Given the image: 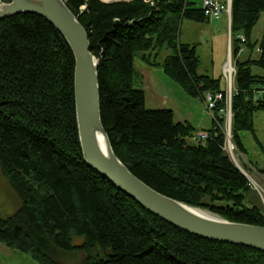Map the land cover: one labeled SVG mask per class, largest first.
<instances>
[{
	"label": "trees",
	"instance_id": "1",
	"mask_svg": "<svg viewBox=\"0 0 264 264\" xmlns=\"http://www.w3.org/2000/svg\"><path fill=\"white\" fill-rule=\"evenodd\" d=\"M65 2L100 60L101 118L116 156L169 198L264 227V212L248 199L251 182L226 151L224 102L199 142L191 123L175 122L170 109L146 108L144 91L135 88L143 77L138 57L203 102L224 95L220 79L199 73L197 46L179 41L184 20L210 21L203 9L191 0ZM262 12L264 0H232L231 140L240 154L241 133L255 134L254 116L264 111V30L259 42L251 40ZM74 73L69 44L46 19L21 13L0 20V167L20 198L12 215L0 214V243L40 264H61L50 245L70 253L99 248L83 264H264L261 251L205 240L150 214L86 163Z\"/></svg>",
	"mask_w": 264,
	"mask_h": 264
},
{
	"label": "water",
	"instance_id": "2",
	"mask_svg": "<svg viewBox=\"0 0 264 264\" xmlns=\"http://www.w3.org/2000/svg\"><path fill=\"white\" fill-rule=\"evenodd\" d=\"M0 2V20L21 13L38 15L56 27L69 44L75 57L74 89L79 140L84 159L92 169L144 210L180 230L205 240L245 246L264 253V227L231 222L169 198L136 177L116 156L102 124L98 76L100 60L93 55L86 29L65 0ZM231 126L232 118L227 134L230 143ZM97 129L102 130L105 136L107 153L98 145ZM228 155L248 177L246 171L236 162L232 150Z\"/></svg>",
	"mask_w": 264,
	"mask_h": 264
},
{
	"label": "rangeland",
	"instance_id": "3",
	"mask_svg": "<svg viewBox=\"0 0 264 264\" xmlns=\"http://www.w3.org/2000/svg\"><path fill=\"white\" fill-rule=\"evenodd\" d=\"M191 1L195 3L197 7L202 8L204 0ZM263 30L264 12H262L259 21L253 29L251 38L253 43L259 42L262 39ZM179 41L182 44L197 46V54L200 57L199 73L211 76L215 79H220L221 87L226 91L227 82L223 74V68L225 63L229 61L231 43L227 17L224 15L221 20H210L204 23L184 20L180 27ZM253 53L257 55L258 50ZM248 54L249 50L244 49L241 54V59H245ZM166 55L167 52L164 51L159 61L161 62ZM232 61L235 64L233 57ZM135 67L143 76L141 79L136 80L135 88L144 91L146 108L172 110L174 112L175 122L191 123L196 129L195 135L204 129L208 130L213 127L215 112L207 109L206 102H203L200 98L190 96L181 85L165 75L163 70L159 67H151L142 62L138 57H136L135 60ZM254 72H256V69H254ZM234 87L235 84L233 85V90ZM224 118V131L228 134V112H226ZM254 127L255 134L250 131L241 133L245 154L238 153L234 144L230 143L228 139L226 151L230 154L232 150L236 162L242 169H244L245 166L249 168L250 173H246L248 174L254 191L248 199L253 201L255 205L259 206L264 212V175L257 171L264 170V111H259L255 114ZM191 142L193 143L194 141ZM19 206L20 198L18 192L3 175L0 167V214L3 217H8L12 215ZM48 251L55 260L61 264H83L87 256L95 257L100 254V250L97 247L86 253H70L57 250L53 245H50ZM0 264L40 263L34 260L30 255L9 249L4 244L0 243Z\"/></svg>",
	"mask_w": 264,
	"mask_h": 264
},
{
	"label": "built area",
	"instance_id": "4",
	"mask_svg": "<svg viewBox=\"0 0 264 264\" xmlns=\"http://www.w3.org/2000/svg\"><path fill=\"white\" fill-rule=\"evenodd\" d=\"M153 4V3H152ZM203 12L207 18L210 20H219L225 15L228 19L229 31H230V41H231V0H204L202 5ZM242 42H245V39L241 37ZM223 74L227 82V90L224 95L221 93L218 94H208L206 96L207 109L214 111L218 102L223 101L225 104L224 113L228 112L229 120L232 118L231 113V102L233 95V85L235 82L236 67L231 59L225 63L223 68ZM230 122V121H229ZM227 135V134H226ZM207 139V133L205 131H200L197 134L196 141L203 142Z\"/></svg>",
	"mask_w": 264,
	"mask_h": 264
},
{
	"label": "bare ground",
	"instance_id": "5",
	"mask_svg": "<svg viewBox=\"0 0 264 264\" xmlns=\"http://www.w3.org/2000/svg\"><path fill=\"white\" fill-rule=\"evenodd\" d=\"M96 138H97V142H98V145H99L100 149L104 153H107V151H108V149H107V143H106V139H105V136H104L102 130H100V129H97L96 130Z\"/></svg>",
	"mask_w": 264,
	"mask_h": 264
},
{
	"label": "crops",
	"instance_id": "6",
	"mask_svg": "<svg viewBox=\"0 0 264 264\" xmlns=\"http://www.w3.org/2000/svg\"><path fill=\"white\" fill-rule=\"evenodd\" d=\"M102 2H104V3H111V2H117V1H132V0H101ZM223 1H227V0H223ZM219 20H221V19H219ZM218 21V20H217ZM230 46H231V43H230ZM231 51H232V49H231V47H230V54H229V59H231L232 60V55H231ZM255 55V54H254ZM204 130H206V129H204ZM204 130H202V131H204Z\"/></svg>",
	"mask_w": 264,
	"mask_h": 264
}]
</instances>
